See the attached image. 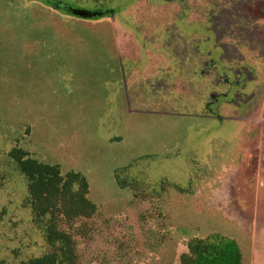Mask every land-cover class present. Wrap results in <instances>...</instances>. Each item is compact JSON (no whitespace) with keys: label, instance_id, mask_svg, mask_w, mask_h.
<instances>
[{"label":"rangeland","instance_id":"374dc122","mask_svg":"<svg viewBox=\"0 0 264 264\" xmlns=\"http://www.w3.org/2000/svg\"><path fill=\"white\" fill-rule=\"evenodd\" d=\"M61 1L109 14L0 0V262L45 249L18 146L88 179L102 213L88 264H181L214 233L264 264V62L245 53L254 78L234 83L209 29L232 0ZM235 87L255 92L248 112L252 101L224 106Z\"/></svg>","mask_w":264,"mask_h":264},{"label":"trees","instance_id":"16d2710c","mask_svg":"<svg viewBox=\"0 0 264 264\" xmlns=\"http://www.w3.org/2000/svg\"><path fill=\"white\" fill-rule=\"evenodd\" d=\"M10 154L27 177L25 203L31 207L32 222L45 239L44 252L20 264H88L84 247L101 230L102 213L89 198L86 176L78 172L63 174L59 165L41 162L18 146ZM180 260L181 264H245L237 240L220 233L191 239Z\"/></svg>","mask_w":264,"mask_h":264},{"label":"flooded vegetation","instance_id":"af4514ba","mask_svg":"<svg viewBox=\"0 0 264 264\" xmlns=\"http://www.w3.org/2000/svg\"><path fill=\"white\" fill-rule=\"evenodd\" d=\"M48 1L53 8L64 9L62 8L64 3L61 0ZM231 3L232 4L229 7L221 10L220 15L216 17V26L213 27L212 25L209 27V29L211 32L215 30L216 33H219L220 36H222L221 44L227 52V54H224V56L229 55V57L231 58L229 61L231 66L228 64L229 68H227V72H231V74L233 75L234 83H240L242 79L241 76H247L249 79H253L254 71L256 70H253L250 67L243 65V62H245L246 59L244 57L245 53L251 54V57H253L251 58L252 60L255 58L260 59H257L256 61L259 65L264 62V0H232ZM59 4L62 6H59ZM89 11L95 12L105 10H100L97 8L95 10ZM72 15L84 18L76 14ZM104 15L105 14L93 16L90 18H97ZM238 34L244 36H242L241 38H237ZM234 36L236 37L232 38ZM223 39H226L227 41L224 42ZM253 52L255 53V57L253 55ZM209 56L210 54L205 55L206 60L203 63L207 67V69L216 70L214 60L211 59ZM227 72H225V74H228ZM225 74H220V78L223 79L222 84H224V79L226 80ZM220 80H217V82L219 83ZM259 89L260 87L258 86H256V88L254 87L256 95L258 94ZM230 93L233 95L234 99L226 100L224 102L225 104L223 103L224 106L229 105L231 102L234 103L235 101H237V104L241 105L244 103L250 104L252 101L251 105L246 109V112H248L249 109L253 106V104H255L253 103V99L256 96L255 92L251 93L250 95V93L247 94L245 92V88L235 87V89H231ZM227 94L228 93H226L225 90H223L222 92L219 91L217 93H214L215 98L209 100L208 108H210L211 104H217L218 99L220 97H225ZM206 113L208 114L209 112L206 111Z\"/></svg>","mask_w":264,"mask_h":264},{"label":"water","instance_id":"95a60500","mask_svg":"<svg viewBox=\"0 0 264 264\" xmlns=\"http://www.w3.org/2000/svg\"><path fill=\"white\" fill-rule=\"evenodd\" d=\"M59 6H62V5L59 4ZM62 8H64L65 10L69 11L72 14H76V15L82 16L84 18H90V17H93V16H98V15H103V14L108 13V11L91 12V11H89L87 9L74 8V7H71L69 5H65V4L62 6Z\"/></svg>","mask_w":264,"mask_h":264}]
</instances>
